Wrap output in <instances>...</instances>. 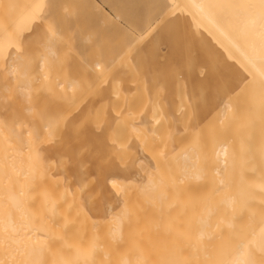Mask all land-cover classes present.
I'll return each mask as SVG.
<instances>
[{
  "label": "bare ground",
  "instance_id": "1",
  "mask_svg": "<svg viewBox=\"0 0 264 264\" xmlns=\"http://www.w3.org/2000/svg\"><path fill=\"white\" fill-rule=\"evenodd\" d=\"M151 1L145 34L176 13L203 52L186 66L226 72L207 119L182 110L175 168L164 106L130 94L140 47L76 64L44 20L53 0H0V264H264V0Z\"/></svg>",
  "mask_w": 264,
  "mask_h": 264
},
{
  "label": "rangeland",
  "instance_id": "2",
  "mask_svg": "<svg viewBox=\"0 0 264 264\" xmlns=\"http://www.w3.org/2000/svg\"><path fill=\"white\" fill-rule=\"evenodd\" d=\"M53 1L54 4H51L44 11V15L47 18H45L44 20H48V24L50 25V27H52L54 30L58 29L57 31L59 32V34H61V36L64 38V40H60L58 44L59 46L64 47V41H67L70 44L69 51L72 54L71 58L76 61H74L76 64H79V62L82 63L85 60L87 63L92 64L94 61L98 60L104 67L107 66L115 58V56L122 48L133 46L132 48L135 51L131 47L130 48L136 54V50L140 47V55H135L137 57L139 55V57L141 58V60L139 61L141 62L140 64H138V60L136 61V65L135 61L134 63L132 62V55L130 56V53L133 54L132 52H129L128 54L129 65L131 64L130 67L132 66V71L136 72V76L132 71H130V74L126 73L127 75L129 74L128 76H130L129 80L132 79L129 81L130 94L135 92L134 89L136 88V91L138 90V93L135 92L137 94V97H149V101L151 102V104L147 105L146 108L147 110H150V108H152L149 111L152 113V115L154 114L152 111H154L155 109H158L157 113L155 110V114H159L161 104L162 106H164L163 109L165 110V114L168 118L166 120L170 121L169 128H166L168 123L165 127V124L167 122L166 120L163 121L164 124L161 123L163 124V129H161L160 127V132L162 133V136L165 140L167 151L164 164H167L171 160L170 154L175 153V157L173 156V154H171L173 156L172 158L174 159L170 161L172 168H175L177 156L176 146L178 141L177 143H174L173 137L176 136L177 138V128L179 121L182 120V117L185 116V113L187 114L184 117V122L189 125L192 124L196 119H207L208 113H210L208 109L210 106L211 97L215 92V87L217 89L216 82L213 81V79H222L226 74L225 70L221 68L218 72L219 74L211 72L209 66L206 65L207 62L205 63V60H200V64L204 63L206 65V67L203 68V71L200 73H197L193 68L191 69L186 66L189 60H193L194 56H199L203 52H201L193 43H190L191 45L185 46L186 44H188L187 35H184L180 31V28L178 26L179 17L176 13H170L171 15L167 14L166 16L159 18L156 21L157 26L154 23L148 29L149 32L145 34L143 32L144 28L142 27V24L144 22L143 19L146 20L145 16L153 7V2L151 0ZM170 20L173 26H171L172 28L170 27L171 24L169 23ZM173 29L175 32L173 31ZM140 33H142V35H138ZM27 34L28 36H33L35 34V31L30 27L27 30ZM141 39L143 40V42H138ZM80 52L82 53V55ZM159 55H161L162 58H160ZM83 56L86 58H84ZM136 58L134 60H136ZM68 63L70 64L69 61ZM138 65L141 67L139 68ZM136 66L138 67V69H140V71H137ZM72 67H75V65L73 64ZM120 67L122 71L129 72V69L126 66ZM131 74L134 76H132ZM214 74H216V78L213 76ZM177 75L179 76L178 78ZM140 79L143 82H141ZM177 80L179 81L178 83H180V85L177 83ZM134 83H136L137 85ZM150 83H152V87ZM133 84L136 85V87ZM138 84L139 86H142L144 91L142 90V88L140 89L141 92L139 91ZM148 86H150V88ZM177 86L180 87V91L178 90V88L176 89ZM151 88H155L158 93L154 92L153 89L150 90ZM142 91L143 95H141ZM152 91L156 93V95L154 94L157 97L156 99L154 98ZM179 92L181 95L177 96ZM133 95L135 94L133 93ZM179 96L182 97L179 98ZM136 98L134 97V99ZM152 98H154L155 101H153ZM138 100L137 101L140 103L141 99ZM179 100H181L182 103L179 102ZM158 101H161V103H159ZM180 103L185 106H181ZM135 105L138 106L137 104H134V106ZM140 105V107H137L138 110H136L135 112L136 115L137 112L142 108V104ZM151 105H153L154 108L151 107ZM173 105H175L174 107H176L177 105L179 106L174 109ZM182 110H184L185 113H183ZM177 111H180V113H178ZM170 134H172L171 137ZM168 138L169 140L171 139L172 142L169 141ZM70 146L72 147L71 144ZM174 149H176L175 152H173ZM136 157H139V154H137ZM83 158H85L84 160L86 161L90 178H93L95 175L94 172L96 171L92 169L96 170L97 160L94 156H91L89 158L83 156ZM168 159L169 161H167ZM77 161H70L71 168H74L72 170H79L80 164ZM74 162L76 164H74ZM172 164H174V166ZM167 165L166 168L168 167L170 172V166ZM163 167L165 166L163 165ZM137 170L138 165L134 164L131 168V175L139 178L141 173L139 171V174ZM115 171H118V169ZM173 171H175V169H173ZM169 172H167V174ZM172 172L171 174H173ZM167 178H169V175ZM169 183H172V181H169ZM91 187L94 188V186L92 185Z\"/></svg>",
  "mask_w": 264,
  "mask_h": 264
}]
</instances>
